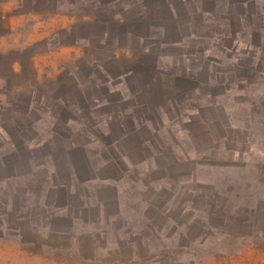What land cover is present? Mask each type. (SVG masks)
<instances>
[{
    "label": "rangeland",
    "instance_id": "374dc122",
    "mask_svg": "<svg viewBox=\"0 0 264 264\" xmlns=\"http://www.w3.org/2000/svg\"><path fill=\"white\" fill-rule=\"evenodd\" d=\"M0 264H264V0H0Z\"/></svg>",
    "mask_w": 264,
    "mask_h": 264
}]
</instances>
